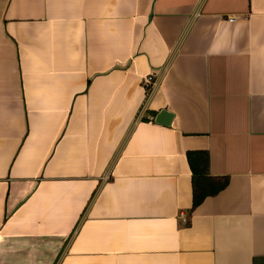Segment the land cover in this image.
<instances>
[{
	"label": "crops",
	"instance_id": "0c3cea01",
	"mask_svg": "<svg viewBox=\"0 0 264 264\" xmlns=\"http://www.w3.org/2000/svg\"><path fill=\"white\" fill-rule=\"evenodd\" d=\"M0 264H264V0H0Z\"/></svg>",
	"mask_w": 264,
	"mask_h": 264
},
{
	"label": "trees",
	"instance_id": "16d2710c",
	"mask_svg": "<svg viewBox=\"0 0 264 264\" xmlns=\"http://www.w3.org/2000/svg\"><path fill=\"white\" fill-rule=\"evenodd\" d=\"M189 164L193 172V206H196L204 197L222 189L227 182L225 176L208 174V155L206 151L188 153Z\"/></svg>",
	"mask_w": 264,
	"mask_h": 264
},
{
	"label": "water",
	"instance_id": "95a60500",
	"mask_svg": "<svg viewBox=\"0 0 264 264\" xmlns=\"http://www.w3.org/2000/svg\"><path fill=\"white\" fill-rule=\"evenodd\" d=\"M172 117H173V113L170 110L166 108H162L156 113L154 120L157 123L168 125Z\"/></svg>",
	"mask_w": 264,
	"mask_h": 264
},
{
	"label": "built area",
	"instance_id": "2783aa9c",
	"mask_svg": "<svg viewBox=\"0 0 264 264\" xmlns=\"http://www.w3.org/2000/svg\"><path fill=\"white\" fill-rule=\"evenodd\" d=\"M151 80H152V74H149V75H147V76L144 78L143 82H144V84H147V83H149ZM181 219H182L183 222H187V219H186L185 216L182 215V216H181Z\"/></svg>",
	"mask_w": 264,
	"mask_h": 264
}]
</instances>
